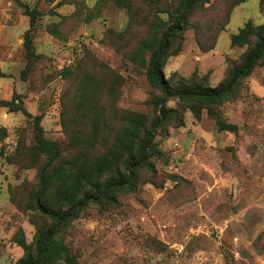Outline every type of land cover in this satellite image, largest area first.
Here are the masks:
<instances>
[{"label": "rangeland", "instance_id": "obj_1", "mask_svg": "<svg viewBox=\"0 0 264 264\" xmlns=\"http://www.w3.org/2000/svg\"><path fill=\"white\" fill-rule=\"evenodd\" d=\"M180 16L171 82L215 88L264 37V0H0V264H21L53 226L36 207L42 177L43 200L67 193L72 208L148 145L132 185L62 226L45 264H264V56L212 109L234 133L194 100L163 113L146 72ZM24 112L42 117L50 151Z\"/></svg>", "mask_w": 264, "mask_h": 264}, {"label": "trees", "instance_id": "obj_2", "mask_svg": "<svg viewBox=\"0 0 264 264\" xmlns=\"http://www.w3.org/2000/svg\"><path fill=\"white\" fill-rule=\"evenodd\" d=\"M27 16L30 18L32 29L37 21L38 14L36 12L30 13L27 11ZM184 21L185 17L180 16L176 18L174 24L166 29L160 37L158 46L149 60L146 76L151 87L160 90L163 94V99L160 102L161 111L164 113L165 106L168 102L175 99H179L180 101L194 100L201 102L208 107V114L216 120L220 132L227 131L234 133L236 127L224 123L219 113L216 114L212 109L220 107L225 102L228 95L234 90L237 83L253 73L257 64L264 56V37H259L258 43L246 54L242 63L232 67L229 70L226 79L215 88L211 86L204 87L198 83H192V80L181 77L178 82H171L172 78L174 79V77H177V73L172 74L171 79H167L165 76V66L167 65L168 60L176 55L175 53H172V47L177 37L184 31ZM250 30H252L251 26L247 28V30H241L239 34L233 35L231 37V45L233 47H241L242 45H245V41L250 35ZM222 31L223 30H221V32ZM30 32L31 30L27 33L25 39V47L29 53L34 50ZM198 39L200 49L203 52H210L214 49L205 48L200 42V38ZM1 104L5 107H10L11 105L9 102H1ZM24 114L28 118L34 120L35 139L38 146L45 151H50L53 145L45 139L44 131L41 126L42 117H33L27 112H24ZM154 132L155 131L145 132V136L151 142L154 141ZM148 147L146 146L138 149V154L130 150L123 164L124 172H119L118 179L109 180L103 186L96 183L92 186L93 190L85 194L79 203L72 208L64 207V205H68L70 200V195L67 193L58 195L52 200V202L43 200L46 196L47 183L44 177H42L41 192L37 196L36 207L41 214L52 219L53 226L41 236L36 252L33 255H30L26 260L22 261L21 264H45L50 260L59 259L61 257V252L56 249L55 239L62 226L68 225L76 220L80 213L90 203H102L110 191L130 187L136 177L137 171L147 165L149 159Z\"/></svg>", "mask_w": 264, "mask_h": 264}]
</instances>
